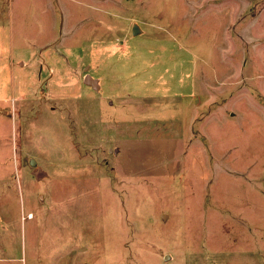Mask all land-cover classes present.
<instances>
[{
    "label": "rangeland",
    "instance_id": "374dc122",
    "mask_svg": "<svg viewBox=\"0 0 264 264\" xmlns=\"http://www.w3.org/2000/svg\"><path fill=\"white\" fill-rule=\"evenodd\" d=\"M0 264H264V0H0Z\"/></svg>",
    "mask_w": 264,
    "mask_h": 264
},
{
    "label": "crops",
    "instance_id": "0c3cea01",
    "mask_svg": "<svg viewBox=\"0 0 264 264\" xmlns=\"http://www.w3.org/2000/svg\"><path fill=\"white\" fill-rule=\"evenodd\" d=\"M64 57L65 58H67V57H70V51H67L65 54H64ZM70 59V58H69ZM87 67H88V65H87ZM85 68H86V66H85ZM90 78H92L94 81H95V88L97 87V86H99V89L101 90V88H102V83H101V79H98V78H94V77H92V76H89ZM96 80H97V83H96ZM99 81V82H98ZM113 93V92H112ZM123 94H127V96H130L131 95V93H126V92H124ZM132 94H134V92H132ZM141 94H143V93H141ZM146 95H151V94H146Z\"/></svg>",
    "mask_w": 264,
    "mask_h": 264
},
{
    "label": "water",
    "instance_id": "95a60500",
    "mask_svg": "<svg viewBox=\"0 0 264 264\" xmlns=\"http://www.w3.org/2000/svg\"><path fill=\"white\" fill-rule=\"evenodd\" d=\"M138 32V29H137V27H133V33L135 34V33H137ZM85 82L87 83V84H91L92 86H95L96 84H95V81L92 79V78H90L89 76H87L86 78H85Z\"/></svg>",
    "mask_w": 264,
    "mask_h": 264
}]
</instances>
